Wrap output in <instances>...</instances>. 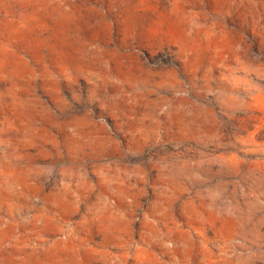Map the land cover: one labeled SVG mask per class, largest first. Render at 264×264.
<instances>
[{
	"label": "rangeland",
	"instance_id": "obj_1",
	"mask_svg": "<svg viewBox=\"0 0 264 264\" xmlns=\"http://www.w3.org/2000/svg\"><path fill=\"white\" fill-rule=\"evenodd\" d=\"M0 264H264V0H0Z\"/></svg>",
	"mask_w": 264,
	"mask_h": 264
}]
</instances>
